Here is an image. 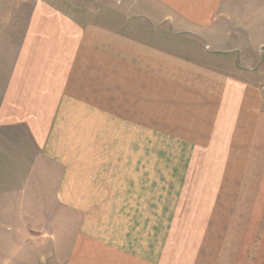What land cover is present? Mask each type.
Masks as SVG:
<instances>
[{
    "label": "crops",
    "instance_id": "obj_1",
    "mask_svg": "<svg viewBox=\"0 0 264 264\" xmlns=\"http://www.w3.org/2000/svg\"><path fill=\"white\" fill-rule=\"evenodd\" d=\"M0 126L74 138L0 264H264V0H34Z\"/></svg>",
    "mask_w": 264,
    "mask_h": 264
},
{
    "label": "rangeland",
    "instance_id": "obj_2",
    "mask_svg": "<svg viewBox=\"0 0 264 264\" xmlns=\"http://www.w3.org/2000/svg\"><path fill=\"white\" fill-rule=\"evenodd\" d=\"M33 2L0 0V104ZM90 5L95 8L94 3ZM75 9L76 13L84 10ZM68 135L71 137L52 142L55 154L43 155L26 128L0 126V256L3 259L12 258L17 242L25 243L26 229L43 234L48 228L58 226L57 219L43 216L57 210V187L52 184L53 178L58 177V166L52 163L57 164L59 158L56 148L73 146V133ZM43 237L48 236L43 234ZM26 246L29 250L36 245L29 241Z\"/></svg>",
    "mask_w": 264,
    "mask_h": 264
}]
</instances>
